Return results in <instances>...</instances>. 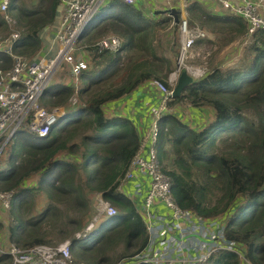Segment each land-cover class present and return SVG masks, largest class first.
I'll list each match as a JSON object with an SVG mask.
<instances>
[{
    "label": "trees",
    "instance_id": "16d2710c",
    "mask_svg": "<svg viewBox=\"0 0 264 264\" xmlns=\"http://www.w3.org/2000/svg\"><path fill=\"white\" fill-rule=\"evenodd\" d=\"M61 2L11 1L10 10L21 30L16 52L31 57L40 50L41 30L53 23ZM186 10L189 28L209 29L225 44L247 35L248 23L242 16L216 13L200 0H190ZM171 21L174 17L168 12L155 18L136 2L109 0L81 35L92 41L114 32L122 44L117 50H98L89 42L92 62L82 70L79 85L54 82L45 89V104L65 107L47 136L17 131L11 161L0 167V191L14 190L8 225L11 242L27 247L50 242L49 235L56 229L62 240L81 230L94 192L116 212L107 214L108 219L86 236L73 237L79 261L117 264L118 260L107 256L109 250L124 243L121 256L128 257L144 247L148 232L143 217L120 188L139 150L141 134L131 117L107 115L105 106L148 80L159 79L170 86L175 61L160 51L157 32ZM181 21L180 15L175 25ZM8 30L0 12V37ZM201 37L198 42H205ZM243 53L240 64H213L169 101V105L186 100L194 106H210L213 119L198 129L175 113L165 112L158 120L157 147L163 170L173 177L177 202L204 216L225 215L227 235L239 242L251 264H264V29L253 34ZM12 65V57L0 52V67ZM75 92L79 101L73 103ZM34 174L40 175L37 184L27 185L26 178ZM39 191L51 201L42 211L28 214ZM0 264H11V256L2 253ZM202 264L244 262L239 253L221 249Z\"/></svg>",
    "mask_w": 264,
    "mask_h": 264
},
{
    "label": "built area",
    "instance_id": "2783aa9c",
    "mask_svg": "<svg viewBox=\"0 0 264 264\" xmlns=\"http://www.w3.org/2000/svg\"><path fill=\"white\" fill-rule=\"evenodd\" d=\"M11 1L0 0V12L8 26L17 23L10 10ZM107 1L62 0L63 15L56 32L59 47L55 53H36L29 57L16 52L15 41L21 35L18 28L9 35L0 37V52L10 55L13 59L11 67H0V158L18 130L25 129L39 136H47L60 115L64 113V110L63 113L62 110L59 112L60 108L50 110L43 106L42 95L50 83L52 84L56 73L62 71L63 64H68L66 67L70 68L77 81L82 70L90 67L91 49L88 46H79L78 42L95 14ZM162 1L168 8L181 7L178 4L181 0ZM215 3H219L223 10L246 19L247 40L253 37L258 29H264V0H215ZM204 34L203 31L201 35ZM195 39L192 37L190 41L182 43V56L192 44L194 45ZM121 44L122 38L111 34L98 39L91 46L98 50H117ZM181 68V65L177 67L178 76L182 72ZM189 73L197 79L204 76L207 71L192 68ZM151 81L163 96L160 103L152 108V123L140 133L139 150L120 183L121 190L137 205L125 187L140 176L147 177L145 196L141 208L137 206V209L145 222L148 238L141 250L126 257L120 264H202L221 249L235 251L251 264L246 254L239 248V242L227 235L225 215L204 216L192 208L181 206L173 195V177L162 168L157 143L160 133L158 120L163 113L170 112L169 101L173 98L174 83L171 80L172 86H169L159 79ZM71 100L75 103L77 98L72 97ZM13 193L14 190L0 192L3 207H10ZM102 201L105 205L103 211L110 215L116 212L109 201L103 198ZM158 201L165 204L167 213L154 210L153 207ZM93 225L94 222L85 230L77 232L75 237L86 236ZM2 253L11 256V264H74L70 239L57 244L44 242L27 247L10 240L6 245L1 239L0 255Z\"/></svg>",
    "mask_w": 264,
    "mask_h": 264
},
{
    "label": "crops",
    "instance_id": "0c3cea01",
    "mask_svg": "<svg viewBox=\"0 0 264 264\" xmlns=\"http://www.w3.org/2000/svg\"><path fill=\"white\" fill-rule=\"evenodd\" d=\"M189 1L190 0H181V2L178 3L181 6L179 7V9L181 10V17L183 19L181 23L182 43L190 41L192 37L197 38L195 39L194 45L192 44L190 46L191 48H193L196 44H200L198 42V39L200 38L201 33L205 30L204 31L205 34L201 36H203L202 38H204V40L206 41L201 43L212 44L209 50L211 52L213 51L218 52V59L217 61L214 62V64H220L221 66L223 65L225 67L234 66L235 64H237L235 61H232L230 59L229 62L231 61L230 62L231 64H224L225 62L223 61L221 62V60L224 56L228 55L229 53H230L229 55H231L233 52L237 57V59H239V39H235L231 41L229 45L220 48V45L215 43V38L216 36L218 37L216 33L212 32L209 29L208 30L204 29L202 31V28L200 27L194 29L188 28L187 26L188 14H187L186 6L189 3ZM200 2L208 6L211 10H213L216 13H229L228 11L223 10L222 6L219 3L216 4L215 0H200ZM106 3L107 2H105V4L99 9V11H101L106 6ZM136 4L140 5L147 14H149L150 12V16L155 18L164 16L167 13L161 11L168 8V5H166L165 2L162 0H136ZM63 7H64L63 2H61V4L58 7L57 15L53 23H51L49 26L41 30L42 46L37 53L39 54H44L48 52L55 53L57 51L59 47V42L56 39V32H57L58 24L63 15ZM158 10L160 11L159 13ZM99 11L97 13H99ZM97 13L95 14V16L97 15ZM95 16L93 17V19L95 18ZM66 68L68 69L69 76L63 78L64 73L61 74L57 72L52 83L54 82L68 83L70 81H73L72 83H76V84L79 83V80L77 81L76 76H74V74H72V72L69 70L70 68L68 67ZM59 74L61 75L58 76ZM177 78H178V72H177V68L175 67V69L169 75V82H171V80H173V82H176ZM162 96L163 93L156 87V85L151 80H148L146 82H143L141 85H139L138 88L135 89L132 93L108 102L105 106L106 113L107 115L123 114L131 117L135 122L137 128L139 129L140 133H143L145 129L149 127V125L152 123V108L160 103ZM169 111L175 113L182 120L188 122L193 127H196L198 129H200L202 126L207 124V122L211 121L215 114L214 109L210 106H194L188 101L186 102L180 101L172 104L171 106H169ZM146 180H147L146 176H140L136 180L131 181L125 187L126 191H128L137 202L138 208H141L142 200L145 196V192L147 189ZM139 184L141 186L140 189H139ZM153 208L154 210L159 212H163V213L168 212V209L166 208L165 204L162 201H158L157 203H155ZM106 219H108V217L99 219L97 221V226L100 225Z\"/></svg>",
    "mask_w": 264,
    "mask_h": 264
},
{
    "label": "rangeland",
    "instance_id": "374dc122",
    "mask_svg": "<svg viewBox=\"0 0 264 264\" xmlns=\"http://www.w3.org/2000/svg\"><path fill=\"white\" fill-rule=\"evenodd\" d=\"M37 0H22L23 3H26L28 5H31L33 3H36ZM160 11L158 10V13ZM146 13V12H145ZM147 14V13H146ZM150 15V12L149 14ZM177 22L175 21H171L170 23H168L167 25L162 26L161 28L158 29L157 32V40H158V45H159V49L161 52H165L167 54H169V56H171L174 61H175V67L177 68L179 65H181V70H187V72L189 73V71L192 68H200L201 70H206L208 71L211 66L214 64L215 61H217L218 59V52H211L209 50L210 46L212 44H208V43H201L200 44H196L193 48H190L189 50L186 51V53L182 56V36H181V24L180 25H175ZM17 26H9V30L5 35H2L1 37H4L6 35H9L10 32H12L13 30H16ZM117 35L118 34L114 33V32H107L104 35H98L95 38H93L92 41H87L85 39H79L78 45L79 46H87L88 44H90L89 42H91L92 44H94L98 39L107 36V35ZM202 38V37H201ZM239 39V59H237V57L235 56L234 52L231 55H226L222 58L221 62H225L224 64H231L229 62V59L232 61H235L237 64H240L243 60H244V48L247 44H250V42L252 41V37L248 38L247 40V35ZM247 40V42H246ZM212 42V41H211ZM210 42V43H211ZM157 43V42H156ZM215 43L220 45V48H223L228 44H225V40L224 39H219V36L215 38ZM93 54L95 53V49H92ZM183 57V58H182ZM95 63V61H93ZM93 64V63H92ZM235 64V63H234ZM235 64V65H237ZM64 66L61 68V74L64 73L63 78L68 77V69L66 68V65L68 64H63ZM61 74H59L58 76H60ZM196 79V78H195ZM198 79V78H197ZM73 81H70L68 83H72ZM176 82H174L175 84ZM51 84V83H50ZM76 84V83H75ZM79 85V84H78ZM77 86V85H76ZM77 98L78 100V94L77 92H75L74 96ZM186 102V100H184ZM183 101V102H184ZM72 102V100H71ZM41 104L43 106H45L46 108L53 110L55 109V107H52L51 105L45 104V102L43 100H41ZM174 104V103H173ZM172 104H170L171 106ZM57 108H63L65 109V107H57ZM63 109H59V112ZM58 110V109H57ZM63 113V111H61ZM208 123V122H207ZM12 144H9L4 152V154L1 156L0 158V167L5 166V164L10 163L9 161H11V149H12ZM40 175L38 174H34V176H30L28 178H26V184L29 186H32L34 184H37L36 182L38 181ZM30 180V182H29ZM0 192H5L0 191ZM90 205H91V209L90 212L88 213V215L84 216V226L81 230H78L76 232H73L71 234H69V236L66 239H70L71 241L73 240V237L76 235L77 232L79 231H83L85 230L91 223L94 222V225L92 226V228L89 230V232L93 231L96 226H97V221L101 218H105L108 217L110 215H106L107 213L105 211H103V208L105 207L101 195L91 192L90 193ZM51 200L48 198L47 194L44 191H39L37 194V198H36V205H32V207H29L26 212L29 213H33V211L35 213H38L40 211H42V209H44L50 202ZM62 208L65 209L64 205H61ZM71 216H76L79 218V216L81 217V215L79 213H74L72 211H69ZM11 205L8 208L3 207L1 201H0V222L2 223L0 225V242L1 239L3 240V243H5L6 245L9 243V234H8V225L11 222ZM57 223H62V222H57ZM99 226V225H98ZM62 235L58 232V230L56 229L55 232L50 233L49 238L51 239L50 242L51 244H57L61 241H63L61 239ZM124 248V243L120 244L119 246H117L115 249L113 250H109L107 252V256H109L113 261L118 260L119 262L117 264H119L121 261H123L126 257L121 256L122 251ZM78 250L75 248H72V253H73V258H74V264H87L85 261H79L78 258V254H77ZM244 264H249L247 261L243 260Z\"/></svg>",
    "mask_w": 264,
    "mask_h": 264
},
{
    "label": "water",
    "instance_id": "95a60500",
    "mask_svg": "<svg viewBox=\"0 0 264 264\" xmlns=\"http://www.w3.org/2000/svg\"><path fill=\"white\" fill-rule=\"evenodd\" d=\"M164 12H168L170 15H172L174 17L175 22H179L180 21V15H181V11L176 8V7H169L166 8L164 10H161ZM194 77L187 72V70H183L178 79L177 82L173 88V97L179 96L180 94H182V92L185 90V88L194 81ZM65 110V109H63Z\"/></svg>",
    "mask_w": 264,
    "mask_h": 264
},
{
    "label": "clouds",
    "instance_id": "9594fccd",
    "mask_svg": "<svg viewBox=\"0 0 264 264\" xmlns=\"http://www.w3.org/2000/svg\"><path fill=\"white\" fill-rule=\"evenodd\" d=\"M91 25V24H90ZM88 69V68H87ZM180 75V74H179ZM179 77V76H178ZM80 79V78H79ZM178 79V78H177ZM195 79V78H194ZM177 82V81H176ZM170 83V85L172 86V83L171 82H169ZM174 83V82H173ZM79 84V83H78ZM78 84H76L77 86H78ZM176 84V83H175ZM175 84H174V86H175ZM174 86H173V88H174ZM120 264V263H119Z\"/></svg>",
    "mask_w": 264,
    "mask_h": 264
}]
</instances>
